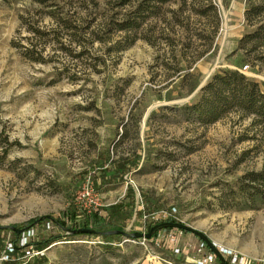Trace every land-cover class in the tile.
<instances>
[{"label": "rangeland", "instance_id": "1", "mask_svg": "<svg viewBox=\"0 0 264 264\" xmlns=\"http://www.w3.org/2000/svg\"><path fill=\"white\" fill-rule=\"evenodd\" d=\"M142 4L149 11L139 28L119 32ZM246 4L0 0V225L58 217L70 205L67 190L75 206L109 155L138 152L149 160L96 190L101 209L134 188L131 217L118 224L123 231L145 230L137 213L143 207L176 209L177 221L208 235L226 260L264 264V206L241 210L246 204L235 199L239 180L264 169V129L237 113L204 128L174 109L196 103L200 88L223 69L248 67L245 74L264 91V65L232 56L256 28L246 24ZM6 137L19 143L7 155ZM51 225L38 228L40 239L62 235ZM173 235L175 242L164 243L162 232L158 247L115 238L112 251L102 237L67 236L45 250L43 264H196L201 240Z\"/></svg>", "mask_w": 264, "mask_h": 264}, {"label": "trees", "instance_id": "2", "mask_svg": "<svg viewBox=\"0 0 264 264\" xmlns=\"http://www.w3.org/2000/svg\"><path fill=\"white\" fill-rule=\"evenodd\" d=\"M39 2L43 3L44 1ZM207 2L210 3V0H207ZM144 5L145 4L140 5L136 11L133 12L134 17L136 18L133 20H127L119 27V32L130 33L139 28L140 24L143 22H139V18L149 11L144 7ZM214 10L216 9L214 8ZM245 21L247 26L256 28L253 32L246 33L239 40L238 47L232 53V56H239L243 63L250 62L251 58L254 62L264 65V0H247ZM25 50L24 56L32 60V58L27 55L29 50L26 48ZM123 50L125 49H119V51ZM253 67H255V65H253ZM174 109L179 110L183 113V115L188 117V120H192L204 128L214 125L230 114L237 113L241 115L242 118L252 119V124L254 126L264 129V91L258 82L241 72L240 69H223L215 73L200 90V97L196 103L182 107L176 106ZM4 142L7 144L4 149L5 155H7L14 146L19 145V143H11L7 137ZM108 160V165H103L98 168L100 170L99 174L94 172L93 175L90 176L91 179H93L95 190H98L102 184L105 183L116 184L120 182V180L124 179L126 174L136 169L140 163L149 160V158L146 157L143 160L142 156L136 152L130 157H121L117 160H112L109 155ZM81 178H84V175H82ZM99 180L102 182L100 185ZM237 187L238 196L235 199H239L240 202L246 204L245 207H240L239 209L256 210L258 208L257 204L264 206V169L259 172L247 173L239 180ZM72 194L71 188H69L67 190V198L71 201L70 205L64 212L60 213L58 217H38L31 219L24 224L16 225L15 227L25 231L31 228L43 227L47 223H50L62 232V235L50 236L36 242L34 245L38 251L48 249L51 245L58 242L59 239L63 237L72 236L69 231L82 229L94 230L96 234H75V236L91 235L95 237H102L106 243L105 246H107L104 247V249L112 251L113 248L110 245L111 240L121 238L123 236H110L104 235V233L123 231L122 227L118 224L121 217H131L129 211L130 205L127 202L131 200V202L134 203V188L129 185L124 201L103 207L96 212L83 214H80L73 206ZM132 205L133 204H131V206ZM147 210L149 209H146V211ZM137 213L139 217H142L141 211H138ZM168 222L175 221L170 220ZM157 224L147 225L146 232H149L151 228ZM3 231L9 232L13 237V242L16 243V254L13 255L12 259L6 262V264H22L19 258L23 256V248L17 245V240L20 234L18 235L10 230ZM3 231H0V234ZM171 231L190 234L182 230L165 229L155 233L153 238H155L159 233ZM0 245L3 247L2 238H0ZM207 249L209 250L208 247ZM43 262H45L44 256H40L33 260V263L36 264H43ZM226 263L231 264V258L226 260ZM127 264H132V262L128 261ZM216 264L222 263L217 259Z\"/></svg>", "mask_w": 264, "mask_h": 264}, {"label": "built area", "instance_id": "3", "mask_svg": "<svg viewBox=\"0 0 264 264\" xmlns=\"http://www.w3.org/2000/svg\"><path fill=\"white\" fill-rule=\"evenodd\" d=\"M248 71V67H244L241 72L246 73ZM99 195L94 188L93 183L90 180H87L86 183L83 185V188L77 193L75 198V208L80 213H91L96 212L100 208L99 204ZM142 212V221L145 224V230L143 233L146 232L147 225L149 224H157V223H165L170 220H174L178 222L176 216V209H172L171 211L168 210H160V211H153L151 213L147 212L144 207L140 210ZM45 229L53 228L50 223H47L44 226ZM38 228H31L25 231H22L19 235L17 240V245L23 248V256L19 258L22 264H28L34 259L44 256L43 251H38L36 246L34 245L36 242L40 241ZM167 233V236L164 241L161 238V233H159L155 238L151 240H147L145 238L132 240V242L136 243L139 246L149 247L150 245L159 246L161 245L162 241L164 243H173L176 241L175 235H173V231L171 232H164ZM182 233V232H180ZM13 238V237H12ZM16 243L13 242V239H8L3 243V247L0 250V264H6V262L10 261L13 255L16 254ZM47 250V249H46ZM173 252L175 254H181V250L179 248H174ZM225 254V252L223 251ZM198 257L196 258V264H214L217 260L216 256L207 249L204 242L200 241V245L197 249ZM237 259L234 260L236 264ZM238 264V263H237ZM239 264H246L242 259L240 260Z\"/></svg>", "mask_w": 264, "mask_h": 264}, {"label": "water", "instance_id": "4", "mask_svg": "<svg viewBox=\"0 0 264 264\" xmlns=\"http://www.w3.org/2000/svg\"><path fill=\"white\" fill-rule=\"evenodd\" d=\"M204 86H202L200 89H202ZM165 229H176V230H182L186 231L190 234L195 235L198 237L202 242H204L209 250L216 256V258L222 263L227 264L226 259L224 258V253L221 248H219L204 232H201L193 227H190L184 223L179 222H165L161 224H157L151 228V230L147 233L143 232H134V233H127L125 231H113L104 233V235H122L123 237H126L128 239L138 240L145 238L147 240H151L153 238V235L159 231L165 230ZM3 230H10L16 234H20L22 230L18 229L15 226H1L0 225V231ZM70 234H91L94 235L96 232L91 229H82V230H76V231H69Z\"/></svg>", "mask_w": 264, "mask_h": 264}, {"label": "bare ground", "instance_id": "5", "mask_svg": "<svg viewBox=\"0 0 264 264\" xmlns=\"http://www.w3.org/2000/svg\"><path fill=\"white\" fill-rule=\"evenodd\" d=\"M19 235V234H18Z\"/></svg>", "mask_w": 264, "mask_h": 264}, {"label": "crops", "instance_id": "6", "mask_svg": "<svg viewBox=\"0 0 264 264\" xmlns=\"http://www.w3.org/2000/svg\"><path fill=\"white\" fill-rule=\"evenodd\" d=\"M242 38V37H241Z\"/></svg>", "mask_w": 264, "mask_h": 264}]
</instances>
